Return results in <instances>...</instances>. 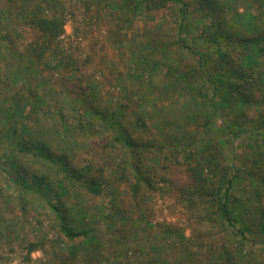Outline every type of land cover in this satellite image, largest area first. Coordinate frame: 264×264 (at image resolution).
Instances as JSON below:
<instances>
[{"label":"trees","instance_id":"1","mask_svg":"<svg viewBox=\"0 0 264 264\" xmlns=\"http://www.w3.org/2000/svg\"><path fill=\"white\" fill-rule=\"evenodd\" d=\"M96 1L103 2L114 18L120 12V5L131 15L148 16L170 5L177 6L174 13L179 19L176 47L189 52L193 60L183 63L186 70L173 68L176 70L173 75L183 91L195 98L196 105L189 103L186 110H178V116L173 119H168L170 114H167L156 120L169 131L172 126L179 129L175 136L168 137L171 145L168 143L167 148V145H156L158 148L152 156L151 152H146L155 145L139 143L130 135L129 128L122 125L126 106L118 103L115 108L107 109L101 106V100L93 103L87 88H72V102L65 103L68 111L76 115V121L69 122L60 104L51 100L55 91L47 84L42 92L38 84L40 80L43 86L44 74H58L63 64H57L54 52L57 39L63 33L61 0H0V61L4 58L8 62L6 74L2 72L3 67L0 69V173H6L16 186L37 194L46 202L66 243L81 240L78 244L87 246L91 244L87 233L69 225L70 208L65 206L66 198L79 189L89 196L101 195L108 181L101 173L89 174L75 168L67 147L54 148L43 138L46 129L41 127V120L44 116H57L54 122L60 123L58 137L70 138L72 125L85 133L97 126L110 130L114 149L118 151L121 147L124 156H121L123 161L113 162L111 168L120 179L132 180L134 195L138 193L140 182L146 180V184L151 185L152 175L142 174L145 165L157 160L165 168L173 161L178 162L180 154L183 158L180 165L190 181L176 186L178 198L189 212H194L201 222L208 223L219 234L218 251L211 262L264 264V260L255 258L252 252L264 250V31L256 29L260 23L257 12L264 13L263 3L249 0L241 13L233 15L234 24L242 30L245 28L246 34L231 29L202 31L203 36L197 37L201 48L195 47V42L193 48L184 43L182 36L187 32L189 3L195 2L200 7V19L224 16L228 4L212 5L211 0ZM78 4L85 13H89L93 4L96 7L94 0H78ZM21 30L28 35L26 43L17 42L16 36H20ZM232 55L237 60L232 59ZM213 59L216 76L204 67ZM51 84L56 85L54 78ZM124 91L126 101L131 91L125 86ZM173 91L175 97L179 95ZM189 117L195 122L194 131L188 126ZM199 137L203 147L197 152L195 145ZM240 138L251 139L249 156L237 153L234 143ZM227 149L231 151L230 156L226 155ZM110 194L113 197L114 190Z\"/></svg>","mask_w":264,"mask_h":264},{"label":"rangeland","instance_id":"2","mask_svg":"<svg viewBox=\"0 0 264 264\" xmlns=\"http://www.w3.org/2000/svg\"><path fill=\"white\" fill-rule=\"evenodd\" d=\"M211 1L212 5L228 4L224 16L200 19V7L195 2L186 8L187 32L182 36L189 47L194 48L195 42V47L201 48L197 37L203 36L202 31L231 29L246 34L245 28L242 30L234 24L232 17L241 13L249 0ZM94 2L96 7L93 4L89 13H85L78 0H61L59 12L64 17L63 33L57 39L54 52L57 53V64H63L59 66L58 74H44V85L38 81L40 90L43 92L48 84L55 91L51 100L60 104L64 118L69 122L73 120V123L76 115L68 111L66 101L72 102L70 97L74 87L87 88L92 95L90 100L93 103L101 100V106L107 109L122 103L126 106L122 125L129 128L130 135L139 143L152 142L155 145L146 152H151L152 156L158 148L156 145H167L166 148L168 143L171 145L168 137L175 136L179 129L172 126L169 131L159 126L156 120L167 114H170L168 119H173L178 116L177 111L186 110L189 103L196 105L195 98L183 91L173 75L176 71L173 68L186 70L183 63H189L192 58L189 52L176 47L179 19L174 13L177 6L170 5L148 16L131 15L120 5V12L114 18L103 2ZM256 2L264 5V0ZM257 17L260 23L256 29L264 31V13L258 11ZM209 25L212 26L210 29ZM16 38L17 42L23 40V43L29 40L25 31ZM232 59L237 60L234 55ZM215 64L213 59L204 66L214 76L218 74ZM7 65L3 58L0 69L4 68V74ZM53 78L56 81L54 87L51 84ZM124 86L131 91L126 101ZM173 89L178 96L175 97ZM68 105L71 108L72 105ZM142 111L145 113L141 114ZM56 117L48 114L42 118L41 127L46 129L43 138L54 148L67 147L75 168L89 174L101 173L108 181L101 195L89 196L79 189L66 198L65 206L70 208L69 225L85 231L91 244L81 246L78 244L81 240L66 243L46 202L37 194L16 186L6 173H0V264H214L211 258L218 251L219 234L211 225L201 222L194 212H189L178 198L176 186L190 181L180 165L183 161L180 154L178 162L173 161L165 168L157 160L145 165L142 174L152 175L151 185H147L146 180L140 182L138 193L134 195L132 180L120 179L111 168L113 162L123 161V154L121 147L118 151L114 149L110 130L104 131L97 126L85 133L72 125L70 138L58 137L60 123L54 122ZM190 118L188 126L194 131L195 122ZM198 141L195 145L197 152L203 147L200 137ZM250 141L249 138L237 140L234 143L237 153L249 156ZM226 151L230 156L231 151ZM124 211L128 213L124 214ZM252 252L255 258L264 260V250Z\"/></svg>","mask_w":264,"mask_h":264}]
</instances>
